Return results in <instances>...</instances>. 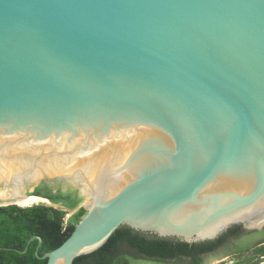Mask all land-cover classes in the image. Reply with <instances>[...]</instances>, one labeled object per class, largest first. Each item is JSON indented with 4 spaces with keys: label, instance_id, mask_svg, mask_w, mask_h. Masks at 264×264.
Returning a JSON list of instances; mask_svg holds the SVG:
<instances>
[{
    "label": "water",
    "instance_id": "obj_1",
    "mask_svg": "<svg viewBox=\"0 0 264 264\" xmlns=\"http://www.w3.org/2000/svg\"><path fill=\"white\" fill-rule=\"evenodd\" d=\"M43 181L87 209L47 264L263 227L264 0H0V206Z\"/></svg>",
    "mask_w": 264,
    "mask_h": 264
},
{
    "label": "trees",
    "instance_id": "obj_2",
    "mask_svg": "<svg viewBox=\"0 0 264 264\" xmlns=\"http://www.w3.org/2000/svg\"><path fill=\"white\" fill-rule=\"evenodd\" d=\"M32 193L42 194L51 204L0 206V264H47V258L38 255L43 256L61 245L87 213L76 188L49 187L43 181ZM240 228L241 225H235L216 239L188 243L122 226L101 247L76 257L73 264H187L186 258L193 264H203L201 254L220 251V242L231 233L239 239ZM36 235L42 236L41 243ZM243 249L234 264H243ZM257 250L264 253V245ZM177 257L180 260L172 262Z\"/></svg>",
    "mask_w": 264,
    "mask_h": 264
},
{
    "label": "flooded vegetation",
    "instance_id": "obj_3",
    "mask_svg": "<svg viewBox=\"0 0 264 264\" xmlns=\"http://www.w3.org/2000/svg\"><path fill=\"white\" fill-rule=\"evenodd\" d=\"M42 183L43 182L39 183L38 185H35L33 191L35 190L37 186H39ZM44 183H47L49 187H57L59 185L64 186L62 182L59 183L58 181H56L55 183L44 181ZM68 187L76 188V187H73L72 185H69ZM79 194H80V191H79ZM252 224L254 223L252 222ZM257 224H260V223H257ZM238 225H241V228H240V231L242 233L241 237H239L238 239L235 234H232V233L229 234L227 238L225 237L224 241L222 240L223 243L222 241L220 242V246H218L219 248H221L220 251H218L217 253H213V254H209V253L201 254V256L203 257L202 258L203 264H233V263H236L238 259L230 260V261L221 260L218 263H214L212 259L225 258L233 254L239 255L241 247H244L243 250L245 251L243 255V258H244V261L242 262L243 264H264V253L257 250V248L264 245V226L261 228H257V227L244 226L242 224H238ZM186 259L188 262L187 264H193L189 258H186ZM179 260H180V257H177V258H174L172 262H178Z\"/></svg>",
    "mask_w": 264,
    "mask_h": 264
},
{
    "label": "bare ground",
    "instance_id": "obj_4",
    "mask_svg": "<svg viewBox=\"0 0 264 264\" xmlns=\"http://www.w3.org/2000/svg\"><path fill=\"white\" fill-rule=\"evenodd\" d=\"M35 201H37V200L26 201V202H19V201H18V203L21 204V205H27V204L34 203ZM240 216H245V217H247V218H250L251 215H248V214H244V213H240V212H239V213H237V214L231 216L230 218H228V219H227L226 221H224V222H227L228 220H231V219H234V218H237V217H240ZM224 222H223V223H224ZM252 222H253L255 225H261V224H264V217L259 218V219L252 220ZM255 222H256V223H255ZM223 223H222V224H223ZM257 223H260V224H257Z\"/></svg>",
    "mask_w": 264,
    "mask_h": 264
},
{
    "label": "rangeland",
    "instance_id": "obj_5",
    "mask_svg": "<svg viewBox=\"0 0 264 264\" xmlns=\"http://www.w3.org/2000/svg\"><path fill=\"white\" fill-rule=\"evenodd\" d=\"M35 203H44V201H41V200H37L35 201L34 203H31V204H35ZM71 213L68 214V216L70 215ZM241 256L239 255H236V254H233V255H230L229 257H225V258H214L212 259L214 263H218L220 262L221 260H224V261H230V260H236V259H240ZM142 264H156L154 262H145V263H142ZM234 264V263H233Z\"/></svg>",
    "mask_w": 264,
    "mask_h": 264
}]
</instances>
